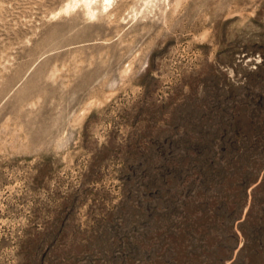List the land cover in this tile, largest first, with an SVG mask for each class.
Returning <instances> with one entry per match:
<instances>
[{"label":"rangeland","instance_id":"374dc122","mask_svg":"<svg viewBox=\"0 0 264 264\" xmlns=\"http://www.w3.org/2000/svg\"><path fill=\"white\" fill-rule=\"evenodd\" d=\"M0 264H264V0H0Z\"/></svg>","mask_w":264,"mask_h":264}]
</instances>
